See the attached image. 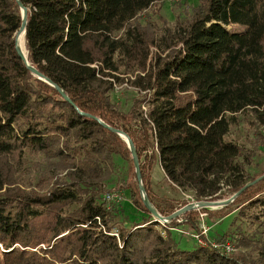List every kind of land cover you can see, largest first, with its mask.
<instances>
[{
  "label": "trees",
  "instance_id": "16d2710c",
  "mask_svg": "<svg viewBox=\"0 0 264 264\" xmlns=\"http://www.w3.org/2000/svg\"><path fill=\"white\" fill-rule=\"evenodd\" d=\"M17 1L26 10L20 51L23 38L29 66L70 103L17 56L21 13L16 0H0V264H264L262 236L238 233L227 255L176 245L167 228L196 230L199 214L211 211L184 212L162 237L139 198L125 143L93 119L129 138L161 216L186 203L161 206L149 184L153 164L192 201L226 199L261 176L264 169L248 173L251 156L227 136L240 122L264 133V0H198L172 24L158 14L162 0ZM149 9L158 24L140 20ZM229 25L244 30L229 33ZM117 91L131 94L125 108L111 99ZM115 158L127 175L105 189ZM122 189L147 217L118 227V246L95 218L116 224L119 203L107 209L101 197ZM232 204L235 219L264 233V177Z\"/></svg>",
  "mask_w": 264,
  "mask_h": 264
},
{
  "label": "rangeland",
  "instance_id": "374dc122",
  "mask_svg": "<svg viewBox=\"0 0 264 264\" xmlns=\"http://www.w3.org/2000/svg\"><path fill=\"white\" fill-rule=\"evenodd\" d=\"M197 3L198 0H162L158 14L166 22L172 24L174 19L183 18L184 13L189 12L192 7L197 5ZM147 17L158 24L157 15L154 14V10L149 9L139 14V18L141 21ZM224 28L229 33H242L244 30L242 27H239L237 25H229L225 26ZM129 93L130 92H113L111 94V99L113 102H118L122 108H125L128 105L129 98L131 97V94ZM262 134V137L257 136L245 125V123L240 122L237 126L231 129L230 133L227 136V139L241 145L243 148H245L249 156H251V165L247 169L250 175L258 174L261 170L264 169V133ZM115 163L117 168L115 172L116 174L111 178L110 183L106 185L105 189L113 188L112 184H118L121 180H124L127 175L125 164L122 163V161L118 158H115ZM149 184L152 193L160 200L159 202L161 206H166V203H168V201H171L177 207L182 203L193 202L191 196L188 193H176L170 189V186L163 178V175L157 164H153L151 167V170L149 172ZM111 191L116 192L120 198L118 206L115 207V213H117V222L110 228H106L103 225L105 231H108L112 228L117 229L118 227L129 229L134 224L138 223L142 218L147 217L145 213L134 209L131 206L128 199L127 190L122 189ZM231 204L232 203L227 205L225 208L220 209L221 211H211L214 213L220 211L221 213L219 214L213 213L210 216H202V219H199V216L198 218H196V227L198 228V230H200V228L204 230V236L206 240L213 242L217 238V236L224 235L225 239L223 242H228L231 245L232 250H234V236H237L240 232L247 237H264V233H259L258 231L260 230L255 226H251L250 224L235 219V214L239 207H237V205ZM109 206L113 208L112 205ZM97 230L100 231V229L98 228ZM193 233V230H189L186 226H179L176 230L172 231V236L179 248L190 250L193 247H197L196 242L191 237V234ZM38 247L42 249L45 246L39 245Z\"/></svg>",
  "mask_w": 264,
  "mask_h": 264
},
{
  "label": "water",
  "instance_id": "95a60500",
  "mask_svg": "<svg viewBox=\"0 0 264 264\" xmlns=\"http://www.w3.org/2000/svg\"><path fill=\"white\" fill-rule=\"evenodd\" d=\"M16 2H17L18 8H19L20 13H21V24H20L18 30L14 34V47H15V51H16L17 56L20 58V60L22 61L24 66L29 70V72L32 74V76H34L37 79L47 83L50 86H52L60 94V96L62 97V99L64 101H66L67 103H70V100L67 98V96L59 88H57L55 85L51 84L49 79H47L43 75L39 74L34 68L29 66V64L26 61L25 54L23 55L20 52V50L18 49V47L16 46L15 38H16L17 34L19 32H22V34L24 36V26H25V16H26L25 8L17 0H16ZM77 113L80 114L81 116L91 117L88 114H84V113H81L79 111H77ZM93 119L96 122H98L103 128L109 130L110 132H112L113 134L118 136L125 143L126 148H127V150L129 151V154H130V159H131L132 168H133V172H134L135 182H136V185H137V190H138V193H139V198H140V200L142 202V205H143L144 209L148 212V214L152 218V221H154V222H166V221L169 222L170 220L177 218L178 216H180L181 214H183L184 212L189 211V210L212 211V210L223 209L227 205L232 203L233 200L237 197V195L239 193H241L245 188L253 185L254 183H256L257 181H259L261 178L264 177V172H263V174L261 176L257 177L252 182H249V183L245 184L238 191L234 192L233 194H231L226 199L217 200V201H193V202H188L185 205H183L182 207H180L179 209H177L174 212H172L170 215L161 216L154 209V207L149 203V201H148V199H147V197L145 195V192H144V189H143V186H142V183H141L139 165H138V161H137L136 152H135V149H134L131 141L129 140V138L121 130L115 129V128H110V127L106 126L105 124H103L97 118H93ZM201 204H209V205L208 206H203Z\"/></svg>",
  "mask_w": 264,
  "mask_h": 264
},
{
  "label": "built area",
  "instance_id": "2783aa9c",
  "mask_svg": "<svg viewBox=\"0 0 264 264\" xmlns=\"http://www.w3.org/2000/svg\"><path fill=\"white\" fill-rule=\"evenodd\" d=\"M102 201L105 203L106 208L108 209L109 205H117L120 201L119 195L114 192H105L102 197H101ZM202 216H204V214H199V219H202ZM96 223H97V228L100 229V231H102V233L111 236L115 239L116 243L118 246H120V237H119V233L118 230L115 228H112L108 231H105L104 226L100 223L99 219L96 217L95 218ZM179 222H181V220H179ZM159 225L163 228L162 231L160 232V235L163 237L164 236V225L168 223V221L166 222H158ZM170 231H174L176 230V228H167ZM193 234H191V237L194 239V241L196 242L197 246H206L209 245L213 248L218 249L222 255H227L232 251V247L228 242H223L220 244H215L213 242H210L208 240H206L205 236H204V230H202L200 228V230H198V228L196 227V230H193Z\"/></svg>",
  "mask_w": 264,
  "mask_h": 264
},
{
  "label": "bare ground",
  "instance_id": "6f19581e",
  "mask_svg": "<svg viewBox=\"0 0 264 264\" xmlns=\"http://www.w3.org/2000/svg\"><path fill=\"white\" fill-rule=\"evenodd\" d=\"M19 34H20V35H23L22 32H19V33L17 34V36H16V38H15V44H16L17 47H18V45H17V38H18ZM21 48H22V50H21L20 52L24 55V54H25V51H24L23 38H22V41H21ZM18 49H19V47H18ZM19 50H20V49H19ZM22 51H23V52H22ZM201 205H203V206H208L209 204H201Z\"/></svg>",
  "mask_w": 264,
  "mask_h": 264
}]
</instances>
